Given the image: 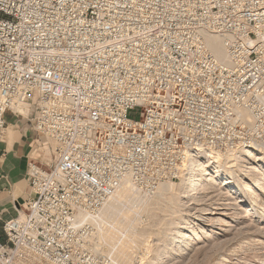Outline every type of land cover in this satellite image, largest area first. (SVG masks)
Masks as SVG:
<instances>
[{"label":"built area","instance_id":"2783aa9c","mask_svg":"<svg viewBox=\"0 0 264 264\" xmlns=\"http://www.w3.org/2000/svg\"><path fill=\"white\" fill-rule=\"evenodd\" d=\"M263 54L264 0H0V129L25 105L51 156L27 166L0 264H105L124 186L149 196L264 133Z\"/></svg>","mask_w":264,"mask_h":264},{"label":"rangeland","instance_id":"374dc122","mask_svg":"<svg viewBox=\"0 0 264 264\" xmlns=\"http://www.w3.org/2000/svg\"><path fill=\"white\" fill-rule=\"evenodd\" d=\"M255 130L258 146L248 145L245 157L242 150L208 152L197 172L203 180L186 198L183 182H169L149 196L107 202L100 214L105 264H264V133Z\"/></svg>","mask_w":264,"mask_h":264},{"label":"crops","instance_id":"0c3cea01","mask_svg":"<svg viewBox=\"0 0 264 264\" xmlns=\"http://www.w3.org/2000/svg\"><path fill=\"white\" fill-rule=\"evenodd\" d=\"M21 115L6 113L5 127L0 129V242L5 241L3 223L25 209L30 194L28 164L51 161L31 129L33 110Z\"/></svg>","mask_w":264,"mask_h":264},{"label":"bare ground","instance_id":"6f19581e","mask_svg":"<svg viewBox=\"0 0 264 264\" xmlns=\"http://www.w3.org/2000/svg\"><path fill=\"white\" fill-rule=\"evenodd\" d=\"M208 44H209V47L211 48V50H212V52L214 53V55L217 57V58H220V59H223L224 58V51H223V48H222V45H221V42L217 39V38H215V37H213V38H210L209 40H208ZM251 120H249V117L248 116H246V118L244 119V122H250ZM263 134V131L262 132H260V134ZM252 143V144H251ZM257 145L258 146V144L255 142V141H252L251 139H248L246 142H244L243 143V145H242V147L243 148H237V149H233V150H231V151H241L242 152V154H243V156L245 157V155H247V154H250V149L247 147L248 145ZM260 146V145H259ZM259 148V147H258ZM199 158L198 159H196V156L195 157H192L191 158V160H190V164H188L187 165V167H186V173H185V178L181 181V182H183V186L184 187H182L183 188V197H187L188 196V194L190 195V193H192L194 190H196V189H198L197 187H196V185H197V183H199V182H201L202 180H203V178L201 179L199 176V174L201 173H199V174H197V172H199L200 170H201V166L200 165H202L203 164V162H202V160H205L206 161V159L208 158V152H201V153H199L198 155H197ZM216 157L217 158H219L217 155H216ZM233 157V156H232ZM229 158V157H228ZM227 158V159H228ZM238 159V157H233L231 160H229L230 162L231 161H234V162H237V161H239V160H237ZM242 159V158H241ZM240 159V160H241ZM224 160V159H223ZM242 161H244V159L243 160H241V162ZM240 162V161H239ZM240 162V163H241ZM245 163H247V162H245ZM233 165V164H232ZM200 166V167H199ZM242 166H243V164H242ZM204 166L202 165V168H203ZM244 167V166H243ZM218 168V167H217ZM245 168V167H244ZM247 168V167H246ZM205 169V168H204ZM254 170V169H253ZM257 170V169H256ZM217 172V171H216ZM219 173V172H218ZM204 174V173H203ZM203 174H201V175H203ZM203 177V176H202ZM254 179V178H253ZM208 181V180H207ZM209 181H210V178H209ZM205 182H206V180H205ZM247 185V184H246ZM246 187V186H245ZM245 191H249V187H246V188H244V192ZM128 192V193H127ZM250 192V191H249ZM134 192H133V189L131 188V187H129V186H124L122 189H121V191H120V193H119V195H117L116 196V198L117 199H119V200H121V198H124V197H127V196H130V195H132ZM181 193V192H180ZM195 193H196V191H195ZM192 194H194V193H192ZM116 198H114V199H116ZM116 199V200H117ZM192 204V203H191ZM205 214H207V213H205ZM182 235H180V237H181ZM177 243V242H176Z\"/></svg>","mask_w":264,"mask_h":264}]
</instances>
